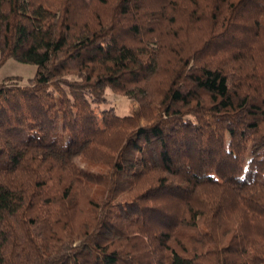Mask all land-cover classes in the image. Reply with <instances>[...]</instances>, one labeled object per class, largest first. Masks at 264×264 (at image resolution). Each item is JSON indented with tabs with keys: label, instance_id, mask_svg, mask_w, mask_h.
Instances as JSON below:
<instances>
[{
	"label": "trees",
	"instance_id": "trees-1",
	"mask_svg": "<svg viewBox=\"0 0 264 264\" xmlns=\"http://www.w3.org/2000/svg\"><path fill=\"white\" fill-rule=\"evenodd\" d=\"M9 58L0 264H264V0H0Z\"/></svg>",
	"mask_w": 264,
	"mask_h": 264
},
{
	"label": "rangeland",
	"instance_id": "rangeland-1",
	"mask_svg": "<svg viewBox=\"0 0 264 264\" xmlns=\"http://www.w3.org/2000/svg\"><path fill=\"white\" fill-rule=\"evenodd\" d=\"M35 66L31 64L20 63L12 58L7 59L0 65V81L3 79H17L21 85L27 83L28 79L35 75ZM108 104L104 107L114 108L117 115L124 116L133 112L136 103L121 95L111 94L108 90L105 93ZM100 124V118H98Z\"/></svg>",
	"mask_w": 264,
	"mask_h": 264
}]
</instances>
